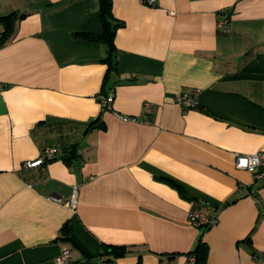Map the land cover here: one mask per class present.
<instances>
[{
    "label": "crops",
    "instance_id": "0c3cea01",
    "mask_svg": "<svg viewBox=\"0 0 264 264\" xmlns=\"http://www.w3.org/2000/svg\"><path fill=\"white\" fill-rule=\"evenodd\" d=\"M111 11L104 84L106 45L81 36L102 30L98 0H0V264H57L63 249L62 264H187L200 235L205 264L264 259V179L233 165L264 145V0H111ZM102 90L145 121L103 109ZM191 90L183 112L175 95ZM47 146L54 159L23 167ZM200 199L217 219L203 230L187 220Z\"/></svg>",
    "mask_w": 264,
    "mask_h": 264
},
{
    "label": "built area",
    "instance_id": "2783aa9c",
    "mask_svg": "<svg viewBox=\"0 0 264 264\" xmlns=\"http://www.w3.org/2000/svg\"><path fill=\"white\" fill-rule=\"evenodd\" d=\"M146 3L150 5H154L156 0H145ZM229 22V13L228 12H220L217 26L219 29L224 30ZM196 94V90L191 91H182L175 95V102L178 103L183 112H185L188 108H191L197 104L196 99L194 97ZM101 106L103 109L111 110L112 109V101H113V93L109 92L106 95H100ZM148 106V103L145 104ZM113 113L122 121H145L144 119H139L135 116L124 115L113 111ZM57 155V148L55 146H47L41 156L34 160H26L23 162L24 168H31L35 166L42 167L47 161L54 159ZM233 165L236 169H242L249 171L253 174L256 179H264V145H261L255 152L253 153H240L236 152L234 154ZM67 205L71 209H75L77 205V187L73 186L72 193L70 198L66 201ZM187 220L188 222L198 228H208L214 225L217 221L216 216L213 214L212 206L204 199H200L198 203L190 208L187 212ZM69 258V250L63 249L60 254L56 258L57 264H62L67 262ZM192 261V258H190ZM111 260H104L100 256L88 261L84 264H112ZM255 264H264V259L256 258Z\"/></svg>",
    "mask_w": 264,
    "mask_h": 264
},
{
    "label": "trees",
    "instance_id": "16d2710c",
    "mask_svg": "<svg viewBox=\"0 0 264 264\" xmlns=\"http://www.w3.org/2000/svg\"><path fill=\"white\" fill-rule=\"evenodd\" d=\"M98 14L101 20L102 30L98 33H82L81 36L86 37L90 40H96L105 43L106 45V55L101 59L103 62L107 63V72L105 74L103 83L106 84L109 82L110 75L115 72V60L114 56V44H113V35L115 29L119 25V22H116L111 11V0H98ZM15 16L14 13H11L5 17H2L4 20V25H8ZM101 95H106L104 90L101 91ZM96 120L91 122L89 125L96 124ZM99 125V124H98ZM75 146L72 145V148H69V151H75ZM58 152V150H57ZM69 155V154H68ZM200 229H206L201 228ZM206 244L202 241L201 235L198 237L194 249L187 253V264H205V254H206ZM108 250L114 254H120L125 250L124 246H113L105 245L102 254H105ZM192 258V261L190 260ZM104 260H110L104 258ZM87 263V262H86Z\"/></svg>",
    "mask_w": 264,
    "mask_h": 264
}]
</instances>
